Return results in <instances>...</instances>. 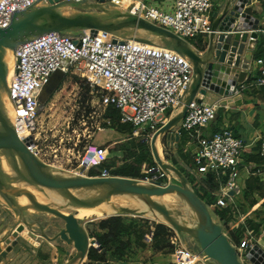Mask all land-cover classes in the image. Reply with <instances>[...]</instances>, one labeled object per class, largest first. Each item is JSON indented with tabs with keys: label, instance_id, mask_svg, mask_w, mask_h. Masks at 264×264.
<instances>
[{
	"label": "water",
	"instance_id": "water-1",
	"mask_svg": "<svg viewBox=\"0 0 264 264\" xmlns=\"http://www.w3.org/2000/svg\"><path fill=\"white\" fill-rule=\"evenodd\" d=\"M106 0H35L24 9L10 12V22L0 28V201L5 203L18 221L10 222L0 238V264L27 244L25 233L39 244L61 247L68 257L64 264L98 263L88 259L90 247L101 251L90 237L77 209L104 207V216H133L160 220L174 230L179 241L204 258L207 264H246L236 246L225 233V220H219L211 206L193 189L187 171L165 161L169 153L181 165V124L189 104L204 101L208 92L230 97L251 76L252 51L260 31V18L251 0H225L212 13L211 32L203 47L170 30L160 27L130 12L100 13L87 9H102ZM73 6L77 9H66ZM99 31L121 39H133L177 52L192 66V76L182 103L175 113L167 112L168 121L153 133L149 146L154 162L166 173L174 174V182L165 186L119 175L88 176L57 169L28 150L30 133L18 136L14 126L16 116L7 85L13 71L16 49L23 43L46 33L55 32L60 39L83 37L85 30ZM113 42L117 38H113ZM201 51V52H199ZM18 61V58H17ZM62 74L54 76L51 88ZM86 190L85 194L81 193ZM233 194V191H230ZM170 196L173 201L167 199ZM136 198L133 205L116 199ZM188 213H185L183 209ZM192 222L187 221V215ZM94 219V218H93ZM74 250L71 255L70 249ZM250 264H264V250L257 244L246 250ZM108 264H142L125 262L105 252Z\"/></svg>",
	"mask_w": 264,
	"mask_h": 264
},
{
	"label": "built area",
	"instance_id": "built-area-1",
	"mask_svg": "<svg viewBox=\"0 0 264 264\" xmlns=\"http://www.w3.org/2000/svg\"><path fill=\"white\" fill-rule=\"evenodd\" d=\"M34 1L0 0V28L9 24L12 10L24 9ZM106 1L113 7L137 13L187 41L198 38L203 41L211 32L213 0H169L164 9L142 0ZM84 34L83 37L60 39L57 33L50 32L21 44L16 49L13 71L10 70L7 77L16 113L17 135L30 133L27 148L45 163L34 130L38 110L50 97L47 87L56 74L78 75L84 79L96 92L97 105L104 111L113 106L119 122L141 130L146 142H150L153 133L168 121L167 112L179 108L191 80L192 66L173 50L121 39L110 33L100 35V31L92 34L85 30ZM113 38L117 41L113 42ZM256 63L255 73L235 90L236 94L264 87V61L258 59ZM217 114L218 105L193 100L181 124L180 143L189 141L188 146L181 147L184 152L189 150L194 163L193 175L208 187L214 205L231 212L236 209L234 198L249 178L264 182V135L246 141L228 126L212 130L210 126ZM158 149L165 158L160 144ZM108 153L104 146L89 144L78 153L75 169L70 171L109 176L107 169L90 175L91 168L103 163ZM141 174L143 180L162 186L175 180L174 174L166 173L157 163ZM244 217V213L234 214L237 224ZM148 235L151 238L152 231ZM250 247L248 242L236 246L241 260L248 261L244 255ZM173 255L178 264L204 261L179 239L174 242Z\"/></svg>",
	"mask_w": 264,
	"mask_h": 264
},
{
	"label": "rangeland",
	"instance_id": "rangeland-1",
	"mask_svg": "<svg viewBox=\"0 0 264 264\" xmlns=\"http://www.w3.org/2000/svg\"><path fill=\"white\" fill-rule=\"evenodd\" d=\"M66 9L77 8L69 6ZM87 11H96L104 14L127 12V10L121 7H113L110 4H106L103 10L94 8L87 9ZM189 42L196 45L195 40H189ZM48 92H50L49 99L44 102L38 110L34 133L38 140L37 144L41 157L47 163L54 164L51 165L52 167L69 171L75 169L78 153L82 152L84 147L89 144L105 146L108 147L109 150L117 148V150L113 152L109 151L110 153H108L104 161L105 166L109 170L116 166H120L122 163L121 161H117V159L120 160L127 152L132 153L134 148L137 151V156L140 157L150 152L153 159L149 142L142 139L141 130L132 128L124 131L114 126L111 122H108L103 116L105 111L96 103L98 101L96 92L93 91L80 76L72 74L62 75L59 77V80L48 89ZM214 122L211 126H215ZM214 128L218 129L219 127ZM183 144L188 146L189 141L186 140V142H181L177 153L193 170L194 163L191 154L189 150L187 152L183 151L181 147ZM164 156L166 161L170 164L177 166L180 170L184 169L169 153L164 154ZM153 164H155V162L150 163L149 160L143 162L139 171L140 176L137 178H141L142 171L151 167ZM186 174L190 180L195 178L193 173L189 171L186 172ZM253 180L254 179H250L246 181L241 191L234 198V204L236 206L234 211L230 212L225 210L223 212L220 207L214 206V199H212L213 205H209L219 220L226 221L225 226L233 230L234 234L246 236L247 242L250 243V245L253 246L257 244L264 250V182H255ZM195 189L202 192V189H199L197 185ZM85 192L86 190L81 191L82 194H85ZM203 197L204 199H209V196L207 197L206 194H204ZM123 199H127L126 201L129 205L136 203V198L134 197ZM167 199L173 201V198L170 196H168ZM77 209L78 208L74 211L75 213L79 211H77ZM236 213L237 216L239 213H244L245 215L243 221H240L238 224L234 218V214ZM103 218H105V216H91L80 219L84 221V225L87 228L89 224L96 225L97 222ZM148 220H151L150 222L160 223V220ZM135 227L138 229L137 232L150 233L152 231V228H149V221L141 222ZM172 231L174 232L173 229ZM177 239L178 237L176 235V241ZM70 251L71 255H73L74 250L70 249ZM150 253L149 248H147V250H141V253H139L143 264L146 263ZM242 261L247 264L249 260L246 262L245 260ZM105 263L108 264L106 261ZM85 264L95 263L88 261ZM248 264H250V262Z\"/></svg>",
	"mask_w": 264,
	"mask_h": 264
},
{
	"label": "crops",
	"instance_id": "crops-1",
	"mask_svg": "<svg viewBox=\"0 0 264 264\" xmlns=\"http://www.w3.org/2000/svg\"><path fill=\"white\" fill-rule=\"evenodd\" d=\"M149 4H155L163 9L167 7L169 0H142ZM214 7L217 9L225 0H213ZM254 11L260 18V31L254 49L245 51L246 56L251 58V76L257 69L256 61H264V0H251ZM197 47V40H195ZM207 103L218 105V114L214 122V127L228 126L234 133L246 141H250L257 136L264 135V89H247L242 94L234 93L230 97H220L213 92H208L204 98ZM175 109L171 114L175 113ZM212 122V123H213ZM181 165L187 164L180 160ZM182 171H187L185 168ZM192 173V172H191ZM183 209V208H182ZM185 213H188L183 209ZM187 215V214H186ZM187 221L192 222V218L187 215ZM18 221L9 206L0 201V238L9 228L10 222ZM27 244H21L16 253L9 256L1 264H64L67 260L64 249L52 247L45 243L39 244L36 240L30 239L23 234ZM189 249L194 250L193 246ZM198 255V254H197ZM142 263V262H141ZM143 264V263H142ZM144 264H178L173 255V251H161L150 253ZM180 264H207L206 261L184 262Z\"/></svg>",
	"mask_w": 264,
	"mask_h": 264
},
{
	"label": "trees",
	"instance_id": "trees-1",
	"mask_svg": "<svg viewBox=\"0 0 264 264\" xmlns=\"http://www.w3.org/2000/svg\"><path fill=\"white\" fill-rule=\"evenodd\" d=\"M197 45L199 48L203 47L204 43L202 39H197ZM252 89L258 90L264 89V87L251 88V90ZM103 116L105 119H109V121L114 126H117L121 130L123 129L125 131L127 129H132L130 125L119 122L118 112L113 106L106 108ZM142 139L144 140V137ZM106 148L108 149V147ZM115 150H117V148L111 150L108 149L110 152ZM146 160H149L150 163H154L150 152H147L143 156L139 157L137 156V151L134 148L132 153L127 152L120 160L117 159V161H121L122 163L120 166H116L109 170L103 161L102 164L95 165L91 168L90 175H98L103 169H107L111 175L137 178L140 176L139 171L141 164ZM250 179H254L253 181L255 182H260L259 179L255 177H251L248 180ZM190 182L196 193L208 204H212L213 197L209 194L208 187L197 178H193L190 180ZM196 185L199 187V189H202V192H199L195 189ZM204 194H206L207 197L209 196V199H204ZM221 210L223 212L225 211L223 209ZM148 221L149 228H152L151 238H149V233L137 232L138 229L135 227L141 222ZM150 221L151 220L133 216H109L99 220L96 225L89 224L87 226L89 236L94 237L97 240L102 250L99 251L97 248L90 247L88 259L95 262H101L100 264H106L105 252H107L121 261L142 262L139 256L141 250H147V248H149L151 253L172 251L174 249V242L176 241L175 233L169 226L163 223H155ZM224 231L234 245L240 246L244 243H247L246 236L244 237L243 235L239 236L234 234L233 230L229 229L227 226H225Z\"/></svg>",
	"mask_w": 264,
	"mask_h": 264
},
{
	"label": "bare ground",
	"instance_id": "bare-ground-1",
	"mask_svg": "<svg viewBox=\"0 0 264 264\" xmlns=\"http://www.w3.org/2000/svg\"><path fill=\"white\" fill-rule=\"evenodd\" d=\"M88 31V29H87ZM100 35H107L105 32L100 31ZM55 168V167H54ZM58 169V168H57ZM118 202H124L125 204H127L128 202L124 199H116ZM107 212H105V208L104 207H100V208H95V209H80L78 212H76L77 218H88L91 216H104ZM25 236H27L24 233ZM261 264V263H260Z\"/></svg>",
	"mask_w": 264,
	"mask_h": 264
}]
</instances>
